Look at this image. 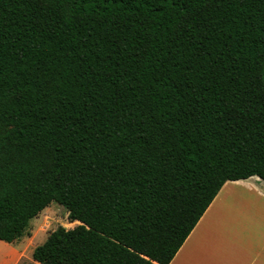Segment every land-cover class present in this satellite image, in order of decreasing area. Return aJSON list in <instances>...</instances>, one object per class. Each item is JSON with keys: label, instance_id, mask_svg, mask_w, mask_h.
<instances>
[{"label": "trees", "instance_id": "obj_1", "mask_svg": "<svg viewBox=\"0 0 264 264\" xmlns=\"http://www.w3.org/2000/svg\"><path fill=\"white\" fill-rule=\"evenodd\" d=\"M264 181V0H0V240L40 264H170L221 188Z\"/></svg>", "mask_w": 264, "mask_h": 264}, {"label": "crops", "instance_id": "obj_2", "mask_svg": "<svg viewBox=\"0 0 264 264\" xmlns=\"http://www.w3.org/2000/svg\"><path fill=\"white\" fill-rule=\"evenodd\" d=\"M29 234L0 240V264H40ZM170 264H264V181H228Z\"/></svg>", "mask_w": 264, "mask_h": 264}, {"label": "rangeland", "instance_id": "obj_3", "mask_svg": "<svg viewBox=\"0 0 264 264\" xmlns=\"http://www.w3.org/2000/svg\"><path fill=\"white\" fill-rule=\"evenodd\" d=\"M81 222L71 221L69 212L63 206L56 202L51 203L37 218L31 221V227L28 230L30 244L40 245L44 243L50 232L62 226L66 229H73ZM26 236V235H25ZM0 249V257L2 256ZM32 259V255L30 256Z\"/></svg>", "mask_w": 264, "mask_h": 264}]
</instances>
